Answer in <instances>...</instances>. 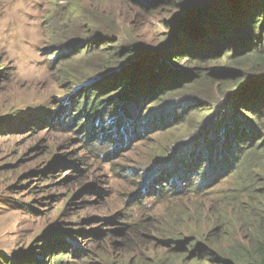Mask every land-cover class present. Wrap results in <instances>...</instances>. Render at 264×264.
Segmentation results:
<instances>
[{
  "label": "rangeland",
  "instance_id": "1",
  "mask_svg": "<svg viewBox=\"0 0 264 264\" xmlns=\"http://www.w3.org/2000/svg\"><path fill=\"white\" fill-rule=\"evenodd\" d=\"M160 1L0 0V264H213L262 238L264 112L226 105L225 56L172 60L196 16ZM147 57L192 77L99 116L90 89Z\"/></svg>",
  "mask_w": 264,
  "mask_h": 264
},
{
  "label": "trees",
  "instance_id": "2",
  "mask_svg": "<svg viewBox=\"0 0 264 264\" xmlns=\"http://www.w3.org/2000/svg\"><path fill=\"white\" fill-rule=\"evenodd\" d=\"M161 2L166 1L161 0ZM174 2L179 6L181 16H186L189 9H194L192 10L194 12L191 13L196 16L197 29L187 43L176 47L170 53L172 60L174 62L187 60L197 63V60L200 59L210 60L218 56H225L227 67L236 70V81L232 84L235 89L231 91L230 99H228L226 105H231L230 109L235 112L238 111L240 118L243 112L248 113L244 116L245 118L254 117L256 112L251 109V104L258 106L256 110L259 109L264 112V0H172V3ZM130 53L128 50L125 52L126 56ZM139 54L140 56L143 55L142 52H139ZM116 60L117 58L114 60V65L118 66V72L117 70L112 71L114 75H112L108 84L100 82V85L92 87L89 91L94 98L96 97L95 105L92 107L97 108L94 111H101L98 114L99 116L105 117L112 114V112L114 113L119 109L118 105L121 103L124 104L122 108L125 109L128 106H136L139 101L156 102L165 94L176 90V87H183L188 82L187 76L192 77V75H187L188 72H184L183 76H178L170 64H166L165 61L161 62L159 59L151 60L150 57H147L140 64L135 66L131 64L129 67L122 66ZM223 71L227 70L218 69L217 75L213 76L207 73L203 76V80L208 82L213 78L216 80L233 79L228 71L227 73H223ZM112 72L110 73L112 74ZM160 78L165 81L160 80ZM202 82L200 81V84ZM111 92L120 94L118 97L107 100L106 103L97 102L101 97ZM108 109L110 113L106 114L105 111ZM89 114L92 115V112ZM240 122L245 124L250 121L239 119L229 130L228 135L233 137L234 142L238 141V147L234 154L239 155L241 158L245 151H254V158H257L259 148H254L252 141L249 139L244 140L248 142L247 144L244 143L242 139L246 137H244L243 131L240 133ZM257 125H259V122ZM254 131L258 132L259 130L255 128ZM221 135H223V132L219 134V137ZM254 141L257 143V140ZM228 151L226 148L223 149L224 153ZM249 154L251 155V153ZM194 163L197 171L203 168V164L199 160H195ZM214 165L215 162L208 165L213 172L218 169L220 164ZM237 166L242 169V165L235 162L234 166H229L231 168L229 173L235 172L236 170H232ZM221 168L223 167L220 165ZM261 169L264 170V167ZM179 170L181 168L172 170L166 176L169 177L174 173H178ZM159 186L168 188L171 185L170 183H163ZM259 230L263 233L261 239L253 240L248 247L239 246V249L231 255V261H214L213 264H264V223L259 227ZM57 263L59 264V262Z\"/></svg>",
  "mask_w": 264,
  "mask_h": 264
}]
</instances>
